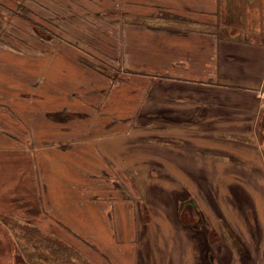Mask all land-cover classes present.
<instances>
[{"label":"rangeland","instance_id":"1","mask_svg":"<svg viewBox=\"0 0 264 264\" xmlns=\"http://www.w3.org/2000/svg\"><path fill=\"white\" fill-rule=\"evenodd\" d=\"M237 4L242 2L221 0L207 16L196 12L181 16L157 0H0V264H107L103 261L106 256L98 252L99 257L87 240L54 218L60 217L56 212L63 206L44 200L46 194L55 192H49L50 186L40 180L44 167L48 177L54 174L53 166L40 159L45 155L63 156L64 162L68 160L63 166L65 176L78 175L72 170V159L87 158L91 151L85 148L103 138L90 137L103 135L105 140H120L112 144V150L114 158L120 155L123 159V166L108 160L103 169L85 171L83 181L70 178L65 210L79 202L86 204L93 187L105 201L111 195L112 201L126 203L129 213H142L141 236L145 240L138 243V251L148 263L155 252L166 259L179 256L181 261L195 257L199 264H204L203 260L207 264L255 263L263 227L250 195L243 184L216 187L217 180L225 181L220 172L224 177L234 173L239 181L246 180L244 161L235 156L238 161L230 170L228 166L219 169L214 163L208 174L206 169L187 170L190 176L182 177L180 170L172 174L168 161L182 160L186 150L198 147L190 148L187 138L171 140L177 132L176 123L159 118L168 113V107L160 104L156 110L160 115H152L151 105L153 78L162 75L155 59L170 53L172 40L177 41L174 36L208 33L230 39L235 35V17L240 26L247 23L240 17L242 10L235 9ZM173 51L178 52L177 46ZM25 67L33 73L30 82H24L28 80L23 76ZM27 87L31 89H24ZM138 100H142L141 109L136 112ZM157 101L166 103L164 98ZM226 113L221 116L224 121L213 125L225 133L235 131V119ZM177 127L183 125L177 123ZM132 131L138 136H117ZM254 138L257 153L247 162L256 167L253 173L259 180L264 176L255 163L262 159L260 149L264 160V112ZM211 142L222 146L218 149L222 152L234 143L228 137ZM14 151L17 157L12 155ZM178 175L193 185L183 184ZM220 188L223 195L215 192ZM257 188L259 192L264 189ZM215 195L221 208L218 212ZM189 197L197 204L191 201L193 213L183 215L180 209ZM177 210L181 217L173 215ZM171 223L185 231L178 230L175 238L181 239L180 243L169 250L167 242L155 243L160 234L154 228ZM188 226L191 251L184 247ZM250 247L255 249L254 258Z\"/></svg>","mask_w":264,"mask_h":264},{"label":"crops","instance_id":"2","mask_svg":"<svg viewBox=\"0 0 264 264\" xmlns=\"http://www.w3.org/2000/svg\"><path fill=\"white\" fill-rule=\"evenodd\" d=\"M238 1H241L242 4L235 5V9L240 8L242 10L240 17H243L242 19L247 23L240 26L235 17V35L229 36L230 39H220V35L208 33L178 34L174 36L177 41L172 40V45L169 47L171 49L170 53H161L155 59L159 63V68H161L159 73L162 75L153 78L151 91L153 100L151 105L152 115H160V111H156L157 107L161 106L160 104L168 107V113L159 118H161V121L167 120L176 123L177 132L175 131L174 139L171 140L176 142L187 138L190 139V148L198 147L193 151L186 148L188 150L185 151L182 160L177 161L175 158L170 159L172 156H167L170 159L168 170L172 174L180 170L182 177L190 176L187 170L197 169H206V174H208V171L212 168L211 165L214 163L219 169L228 166L227 168L230 170L233 168L235 160L238 161L235 156L244 161L245 170L248 173L246 180L241 179L239 181V177L235 176L234 173L224 177L222 174L225 173L220 172L225 181L219 182L217 180L216 187L234 186L235 184L245 186L246 192L250 195L249 201H253L257 211V219L263 227L262 243L260 242L261 251L259 258L256 261L254 259V264H264V193H262L264 189L260 188L261 192H259L257 188V185L264 188V177L259 180L255 178L253 171L256 167L247 162L253 157L254 153H257L256 144L252 139L255 137V128L259 117L264 112V0H235V2ZM157 3L172 9L173 12L181 16L192 12L207 16V13L213 12L221 4V0H157ZM243 26H246V31H244ZM251 30H254V32ZM176 46L177 53L173 51ZM32 75L33 73L27 70L26 67L23 69V76L28 78L24 82H30ZM47 79L49 78L46 77L45 80ZM161 85H166L167 88H161ZM24 89L30 90L31 88ZM160 98H164L166 103L158 102L157 99L160 100ZM141 102L142 100H138L136 103V112L141 109ZM145 105L147 104L143 103V108H145ZM226 111L230 112V119H235V131L228 133L221 129L217 130L213 125V123L224 121L221 116L226 117ZM177 123L183 125V127L178 128ZM134 132H124L122 135L120 132V135L117 133V136L127 138L129 134H134L137 137L139 133ZM134 135H131V137ZM99 137H103L100 139L102 141L93 140L91 142L93 146L85 148L91 151L87 158L81 159V157L75 156L73 158L71 155V158H73L72 165L75 167L72 170L78 171L76 173L78 175L73 177H69V173H66L65 176L63 166L68 160L65 159L64 162L63 156L58 158V154H56L55 157L45 155L40 158L44 165L50 163L54 172L52 176L48 177L47 168L40 169V180H43L45 185L50 186L48 188L49 192H55L54 195L46 194L47 198H44V200L47 199L57 207H59V203L63 206L58 208L56 212L60 217H52L63 223L73 233L79 235L78 237L81 239L87 240L88 242H85L91 245L95 254L99 256L98 252H100V255L106 256L107 260L103 258V261L107 264H199L198 259L195 257L187 256L182 261L179 256H170L166 259L162 258L159 252L153 253L151 263L144 261L142 252L138 251L140 246L138 243L145 240L141 236L144 225L140 220L142 219V213L140 211L129 213L126 209L127 204L122 203V200L112 201L111 195H109L110 200L105 201L101 197L102 195H97V191L93 187H90L91 197L88 196L86 204L79 202L76 206L73 204L68 207L69 209H64V205L69 203L67 185H69L70 178L75 181H83V178L86 177L85 171L103 169L101 166L104 167L106 162H109L108 160H113L115 164L123 166V159L120 155L114 158L112 150V144L120 142V140H105L107 139L105 135L90 137V139ZM197 137L201 140L198 141ZM219 137H228L234 142L229 144L230 148L225 147L226 152L218 151V149H222V146L211 142ZM208 138L211 140L209 141ZM8 143L10 145V142ZM190 143L194 145H190ZM262 151L260 149L261 161L255 164L258 167L260 166L264 176ZM10 152L8 151L6 154L9 155ZM28 152L30 151L23 152V154ZM171 152H174V148ZM209 152L215 154H208ZM157 153L159 154V150ZM14 154L17 157V151L12 152V155ZM218 155H221V157ZM158 156L155 154L154 162H159ZM8 158L11 157L8 156ZM85 166H89V168L85 169ZM61 171L62 173H60ZM181 176H179V180H182L183 184L193 185L190 179L181 178ZM195 184L197 183L195 182ZM200 184L202 185V181H200ZM210 186H212L211 183ZM221 189H216L215 192L223 195ZM90 191H87V193ZM191 201L194 204L196 203L195 199L191 200L190 197L186 201L187 203L183 202L184 209H180L183 211V215L193 213L194 204ZM214 201L216 207L213 205L216 212H218L221 208L218 206L216 195ZM108 203L110 205H107ZM180 210H177L178 213L175 211L173 215L181 217ZM203 212L211 214L207 209H203ZM46 219L51 220L48 217ZM154 230L155 233L160 234L159 237L155 238V243L163 244V241H165L169 250L175 249L180 243L181 239L176 240L177 238H175L178 230L185 231L181 226H176L174 223L164 227L157 226ZM188 232L190 234L186 235L187 242L184 247L191 251L193 243L190 237L192 231L189 230V226ZM252 241H255L254 238ZM247 243L248 245L251 243V236L247 237ZM161 247L162 245L158 248L161 249ZM250 249L254 258L255 249L251 247ZM203 261L204 264H207L205 260Z\"/></svg>","mask_w":264,"mask_h":264}]
</instances>
